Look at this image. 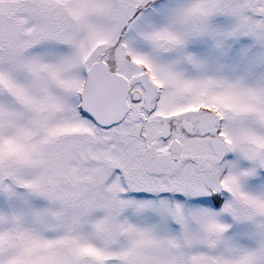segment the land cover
Here are the masks:
<instances>
[{
	"label": "snow or ice",
	"instance_id": "6c2138e0",
	"mask_svg": "<svg viewBox=\"0 0 264 264\" xmlns=\"http://www.w3.org/2000/svg\"><path fill=\"white\" fill-rule=\"evenodd\" d=\"M0 264H264V0H0Z\"/></svg>",
	"mask_w": 264,
	"mask_h": 264
}]
</instances>
